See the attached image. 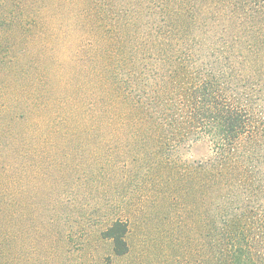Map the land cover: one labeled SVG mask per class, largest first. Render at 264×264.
<instances>
[{
  "label": "rangeland",
  "instance_id": "rangeland-1",
  "mask_svg": "<svg viewBox=\"0 0 264 264\" xmlns=\"http://www.w3.org/2000/svg\"><path fill=\"white\" fill-rule=\"evenodd\" d=\"M97 1L0 0V264H205L207 151L161 153L98 114V52L119 29ZM117 221L124 256L104 236Z\"/></svg>",
  "mask_w": 264,
  "mask_h": 264
},
{
  "label": "trees",
  "instance_id": "trees-1",
  "mask_svg": "<svg viewBox=\"0 0 264 264\" xmlns=\"http://www.w3.org/2000/svg\"><path fill=\"white\" fill-rule=\"evenodd\" d=\"M93 10L119 29L98 52L108 98L98 114L144 128L164 154L204 147L192 176L204 187L205 264H264V0H98ZM127 232L123 221L104 232L117 256Z\"/></svg>",
  "mask_w": 264,
  "mask_h": 264
}]
</instances>
